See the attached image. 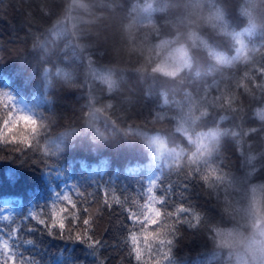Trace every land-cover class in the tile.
Returning a JSON list of instances; mask_svg holds the SVG:
<instances>
[{"label": "clouds", "instance_id": "9594fccd", "mask_svg": "<svg viewBox=\"0 0 264 264\" xmlns=\"http://www.w3.org/2000/svg\"><path fill=\"white\" fill-rule=\"evenodd\" d=\"M64 7L78 10L71 24L45 11L48 23L27 41L42 90L13 86L7 76L8 87L0 88V162L11 164L5 175L15 179L18 174L9 172L16 168L43 173L52 162L70 175L74 165L64 161L85 147L105 161L109 153L134 152L136 165L117 172L128 176L147 165L160 170L149 181L153 189L165 172L199 186L196 207L203 200L208 206L202 213L216 218L204 233L212 264H264V0H118L111 6L68 0ZM116 14L128 69L110 61L100 43L99 29ZM49 95L73 102L80 97L76 106L83 107L74 115L88 130L86 145L77 146L80 137L66 131ZM141 100L144 107L136 113ZM124 104L123 116L114 118L113 110ZM101 118L124 148L113 151L107 132L101 139ZM221 155L237 164L239 175L217 163ZM33 159L44 167L31 165ZM68 199L62 187L43 205L54 212L58 201ZM169 205L161 196L124 209L129 223L121 239L129 264H176L174 245L199 229L202 217L197 213L190 221L184 214L191 207ZM72 208L59 216L35 208L11 215L0 208V264H41L34 253L50 241L71 244L73 252L80 244L95 256L92 250L104 245L95 238L94 218L83 219L81 228L75 203ZM72 264H78L75 257Z\"/></svg>", "mask_w": 264, "mask_h": 264}, {"label": "trees", "instance_id": "16d2710c", "mask_svg": "<svg viewBox=\"0 0 264 264\" xmlns=\"http://www.w3.org/2000/svg\"><path fill=\"white\" fill-rule=\"evenodd\" d=\"M89 2L93 5L111 6L118 3V0H89ZM228 2L229 0H225V3ZM67 3L68 0H0V64L8 57H12L11 62L0 66V88L8 87L4 79L7 76L14 81L13 86L34 91L42 90V83L33 81L36 79L37 61L35 55L28 51L27 41L41 34L37 30L45 28L49 20L44 16L45 11L52 16H61L66 23L71 24L70 15H77L78 10L72 12L70 8H65ZM119 21L120 15L116 14L103 22V26L99 29L100 43L110 61H114L117 67L128 69L130 67L128 58L117 32ZM48 98L55 99V111L68 125L66 131L78 134L80 137L76 141L77 146L86 145L88 130L80 123L79 117L74 115L83 107L76 106L80 97L76 98V102L65 101L54 95H49ZM127 107L128 105L124 104L123 110L114 109V118L122 117ZM143 107L141 100L132 110L139 113ZM121 122L122 119L117 120L118 124ZM89 123L93 122L89 121ZM99 124L98 135L104 139L105 132L108 133L107 139L111 142L113 151L124 148V142L118 133L112 130L110 125L105 126L107 122L104 118H101ZM128 139L131 140L132 137ZM107 155L110 158L105 161L104 154L96 156L87 154V147H85V153H77L64 161L65 166H68L70 161L74 165L70 175L65 173L64 168L52 162L45 166L43 173L38 169H12L9 172L11 177L15 178L16 173L18 174L13 180L5 175L6 170L11 169V164L0 162V187L9 192L8 194L0 193V208L4 211L12 209L11 215H15L22 209L35 208L37 213L51 214L53 208L43 204L51 199L53 190L60 191L64 187V190L69 192L71 201L75 203L76 210L79 211L81 228H83V219H88L90 216L94 218L95 238L100 239L104 245L100 250H92L96 253L95 256L90 255L83 245H74L73 252L71 244L63 245L62 242L50 241L49 244L41 245L34 253L41 260V264H72L74 257L78 264H129L125 254L126 246L121 239L128 230L126 225L129 223L124 209H135L138 204L149 199V181L155 179L156 175L160 174V170L145 165L143 168H132L131 173L125 176L122 171L116 170H122L125 165L135 166L140 157L134 152L125 151ZM16 163L19 165L20 160ZM30 163L39 168L44 167L43 162L34 159ZM217 163L227 168L230 173L239 175L237 164L231 162L226 156L221 155ZM25 167L28 168L29 165ZM105 170L104 180L98 181ZM139 175H143V181L132 178ZM69 181L76 187L68 186ZM185 183L189 185L187 189L183 188ZM157 184L158 187L151 189L156 198L165 197L170 207L172 204L179 203L191 207L192 213L184 214L190 221L195 219L197 213H201L202 217L201 227L196 231L186 232L174 245L176 264H212L208 256L204 233L212 226L210 221L216 218L210 211L206 214L202 213L201 210L208 206L203 200L199 201L200 208L196 207L198 201L195 198L199 195V186L188 181L185 176L167 172L161 175ZM224 194L220 193V197L222 198ZM227 194L231 198L234 194L233 189H227ZM117 199L120 204L116 203ZM73 203L58 201L54 211L58 213V216L64 208L71 212L74 210Z\"/></svg>", "mask_w": 264, "mask_h": 264}, {"label": "rangeland", "instance_id": "374dc122", "mask_svg": "<svg viewBox=\"0 0 264 264\" xmlns=\"http://www.w3.org/2000/svg\"><path fill=\"white\" fill-rule=\"evenodd\" d=\"M151 186H150V193H149V199L148 200H152V199H154V198H156L155 196H153V193L151 192ZM67 193H68V195H69V192L67 191ZM61 195H63V193L61 194ZM69 197H70V195H69ZM5 211H8L10 214L13 212V210L12 209H6Z\"/></svg>", "mask_w": 264, "mask_h": 264}, {"label": "bare ground", "instance_id": "6f19581e", "mask_svg": "<svg viewBox=\"0 0 264 264\" xmlns=\"http://www.w3.org/2000/svg\"><path fill=\"white\" fill-rule=\"evenodd\" d=\"M33 81L41 82V81H39L38 79H33ZM41 83H42V82H41ZM0 193H1V194H8L9 192H8L6 189L0 187Z\"/></svg>", "mask_w": 264, "mask_h": 264}, {"label": "snow or ice", "instance_id": "6c2138e0", "mask_svg": "<svg viewBox=\"0 0 264 264\" xmlns=\"http://www.w3.org/2000/svg\"><path fill=\"white\" fill-rule=\"evenodd\" d=\"M72 187L75 188L76 186H75V185H72ZM66 199H67V198H66ZM68 201H69V203H73V202L71 201V199H68ZM61 211H64V209H61ZM53 215L58 216V213H56V212L54 211V212H53Z\"/></svg>", "mask_w": 264, "mask_h": 264}]
</instances>
